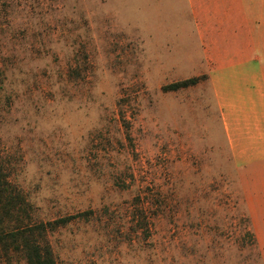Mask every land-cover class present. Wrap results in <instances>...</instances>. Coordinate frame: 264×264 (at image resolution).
Instances as JSON below:
<instances>
[{"label": "rangeland", "instance_id": "374dc122", "mask_svg": "<svg viewBox=\"0 0 264 264\" xmlns=\"http://www.w3.org/2000/svg\"><path fill=\"white\" fill-rule=\"evenodd\" d=\"M207 1L0 0V170L57 264H264V104Z\"/></svg>", "mask_w": 264, "mask_h": 264}, {"label": "crops", "instance_id": "0c3cea01", "mask_svg": "<svg viewBox=\"0 0 264 264\" xmlns=\"http://www.w3.org/2000/svg\"><path fill=\"white\" fill-rule=\"evenodd\" d=\"M208 0L207 10L211 18L214 17L215 22L208 24L201 23V28L208 30L213 27L214 36H206L205 41L222 40L223 44L220 47L219 56L222 57V66L232 70L237 69V75L234 78H239L241 88L233 96L236 101H230L226 96V104L235 103V107H239V123H246L249 129V120L246 115L248 105L255 104L256 100L262 105L264 104V5L257 3V0ZM239 15H247V21L244 26L247 31L241 34L237 32L239 24L237 17ZM236 41L239 43L236 44ZM237 45V46H236ZM242 79L245 84H242ZM249 84L253 90L249 93V88L244 91L242 86ZM252 100L253 102L249 101ZM231 103V104H232ZM245 114V115H244ZM244 115L246 118H241ZM245 127V126H243Z\"/></svg>", "mask_w": 264, "mask_h": 264}, {"label": "trees", "instance_id": "16d2710c", "mask_svg": "<svg viewBox=\"0 0 264 264\" xmlns=\"http://www.w3.org/2000/svg\"><path fill=\"white\" fill-rule=\"evenodd\" d=\"M193 81H179L172 84V87L179 88ZM24 202L20 192L0 170V249L6 252L19 251L25 257V264H57L52 247L44 235L47 224L24 223V217L20 216V213H27ZM70 219L72 218L63 217L51 223H67Z\"/></svg>", "mask_w": 264, "mask_h": 264}]
</instances>
